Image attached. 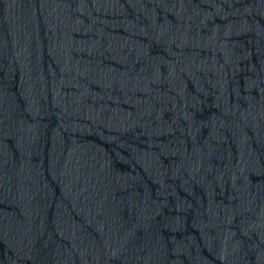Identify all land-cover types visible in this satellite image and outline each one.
I'll use <instances>...</instances> for the list:
<instances>
[{
	"label": "water",
	"instance_id": "water-1",
	"mask_svg": "<svg viewBox=\"0 0 264 264\" xmlns=\"http://www.w3.org/2000/svg\"><path fill=\"white\" fill-rule=\"evenodd\" d=\"M0 264H264V0H0Z\"/></svg>",
	"mask_w": 264,
	"mask_h": 264
}]
</instances>
